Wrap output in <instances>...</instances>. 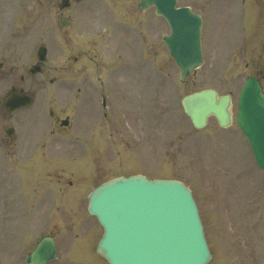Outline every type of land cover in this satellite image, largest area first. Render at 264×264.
Listing matches in <instances>:
<instances>
[{
  "label": "rangeland",
  "instance_id": "1",
  "mask_svg": "<svg viewBox=\"0 0 264 264\" xmlns=\"http://www.w3.org/2000/svg\"><path fill=\"white\" fill-rule=\"evenodd\" d=\"M53 1L49 0V4ZM137 2L138 0H132L130 6L135 4L134 10L141 16ZM45 4V0L8 1L10 9L0 15L3 27L0 34L9 32L11 28L16 29L26 21L24 16L31 12V6L34 7L35 16V8H42ZM209 5L210 9L206 11L207 22L203 28L205 63L191 72L187 77V85L180 81L176 63L160 42L148 43L144 59L146 65L139 72L131 71L130 76L120 78L115 72L110 76L105 71L102 66L108 63L112 55L113 64L118 63V48L124 52V62L140 63L138 50L141 45L137 43V31H134V35H129L123 46L113 41L105 45V41L96 40L80 44L95 55L93 61L96 73L91 71L88 75H82L86 91L83 93L84 89L81 94L86 99L93 87L98 89V110L92 119L97 150L87 153L86 159L85 153H75L78 145L74 144L72 138H68L49 148L55 153H41L39 159L48 161L47 170L60 172L52 174H60L66 185L61 189L56 180H48L47 174H43L39 176L41 179L38 183L34 179L32 201L26 202L18 198V203L9 207L11 221L3 226L0 223V264L23 262L29 250L44 235L54 236L59 250L58 259L51 264H108L97 254L96 247L103 235V227L87 211L89 193L102 181L135 173H145L153 178L175 177L184 180L191 187L213 253L209 264H264V254L259 255V248L264 249V172L257 168L262 175L260 180L252 175L255 168L252 167L251 151L236 124L221 129L214 119H210L205 128L196 130L180 103L187 93L214 87L220 93L233 94L234 111L236 110L238 93L246 76L253 74L264 63V13L257 14L256 19H251V22L246 21L245 30L239 27L236 18L243 22V17L250 18L253 14L231 11L234 10L235 0L226 2L224 8L221 4L218 10ZM150 15L154 13L151 12ZM150 15L143 17L149 19ZM160 20V30L152 19L151 23L146 20L145 32L149 38L154 37L155 30L160 34L169 30L167 23ZM88 21L90 28L98 26L96 21ZM33 26L30 48L33 49L34 56V48L37 43L43 42L40 41L43 34H49L51 38L54 33L59 35L57 38L61 36L62 40L63 29L71 28V24L62 27L59 22L54 26L43 18L34 20ZM88 37L95 39L84 33L81 41ZM23 38L18 37L19 50H22L20 44ZM70 38L69 42L47 41L51 48L48 64L57 65L61 61L63 49L73 47L80 41L77 38L74 40L73 33ZM12 48L13 44L9 42L0 50L12 52ZM90 62L87 64L84 61L83 64L92 66L93 63ZM158 67L160 69L156 72ZM260 76L264 83L262 72ZM43 78L44 73L33 76L32 93L36 103L21 114H25L24 117L18 116L27 119L23 126V150L31 148L45 129L48 119L44 108L51 104L62 108L66 97H73L72 92L70 94L61 87L51 86ZM104 79L109 92L104 91ZM11 83L12 78L2 79L0 96L8 92ZM103 92L109 95L113 105L112 113L115 115L108 122L110 115L105 117L101 112ZM87 101L86 99L85 106H89ZM6 116L7 113L0 110V123L8 122H5ZM81 116L83 115L75 119L71 128L75 134L84 127L78 122ZM110 132L112 138L109 136ZM247 167L251 168L250 173L247 172ZM70 181L72 184H69ZM4 185L12 186L6 182ZM4 211L2 209L0 219L4 217ZM14 212L19 217L22 215L18 222L17 219L13 220ZM221 212L224 213L223 217Z\"/></svg>",
  "mask_w": 264,
  "mask_h": 264
},
{
  "label": "water",
  "instance_id": "2",
  "mask_svg": "<svg viewBox=\"0 0 264 264\" xmlns=\"http://www.w3.org/2000/svg\"><path fill=\"white\" fill-rule=\"evenodd\" d=\"M170 8L173 11V4ZM188 19L186 16L184 21L187 25ZM176 29L178 36L190 41L189 45H178L184 59L175 56L181 77L185 78L201 63L200 29L189 28L187 35L181 33L178 25ZM166 42L171 49L170 40ZM14 100L7 102L12 110L16 109ZM26 104L29 98L20 103ZM183 104L199 127L206 124L211 114L222 125L231 121L230 95L218 96L215 90L207 89L186 96ZM239 107L236 119L257 159L264 158V94L256 79H247ZM90 210L105 227L99 251L111 264H206L210 257L196 205L190 191L180 182L148 181L142 176L118 178L92 194ZM54 253L53 241L45 238L28 262L44 264Z\"/></svg>",
  "mask_w": 264,
  "mask_h": 264
},
{
  "label": "flooded vegetation",
  "instance_id": "3",
  "mask_svg": "<svg viewBox=\"0 0 264 264\" xmlns=\"http://www.w3.org/2000/svg\"><path fill=\"white\" fill-rule=\"evenodd\" d=\"M75 2H78L79 0H74ZM243 1V5L241 6V8L244 11H252L255 9H258L259 7H257L256 5L253 4V2L248 1L245 2L246 0H242ZM260 1H264V0H260ZM110 3L114 6L115 9H117L118 12V18L121 22H123L125 19L128 18V14H129V0H110ZM248 3V4H247ZM249 4H253V5H249ZM263 7V6H262ZM70 8V7H69ZM69 8L64 9L62 12H67L69 14ZM203 9L207 7H202ZM216 9H218V7H216ZM69 20V17H67ZM30 19L32 20V17H30ZM79 56H81L80 53H78V51H75L73 53L67 54L65 59L67 60L68 58H74V61L76 62V66L74 67V73H73V77L75 78H79L80 77V72H81V65L77 64V61L79 58ZM69 59L63 64V68L67 67ZM3 67V64L0 63V68ZM14 67L12 66L9 71H13ZM26 76L24 74L21 75V79L25 80ZM14 88H18L20 91H24L26 88L24 87V85L20 84L18 86L14 85ZM15 139L14 135L12 136V141Z\"/></svg>",
  "mask_w": 264,
  "mask_h": 264
}]
</instances>
